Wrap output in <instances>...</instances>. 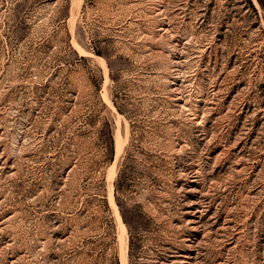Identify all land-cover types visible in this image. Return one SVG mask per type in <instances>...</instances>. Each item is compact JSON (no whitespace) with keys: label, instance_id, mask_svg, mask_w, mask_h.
Returning a JSON list of instances; mask_svg holds the SVG:
<instances>
[{"label":"rangeland","instance_id":"374dc122","mask_svg":"<svg viewBox=\"0 0 264 264\" xmlns=\"http://www.w3.org/2000/svg\"><path fill=\"white\" fill-rule=\"evenodd\" d=\"M0 264H264V0H0Z\"/></svg>","mask_w":264,"mask_h":264}]
</instances>
